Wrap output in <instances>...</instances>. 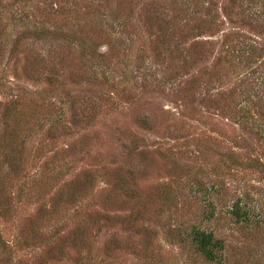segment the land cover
<instances>
[{"label": "rangeland", "instance_id": "1", "mask_svg": "<svg viewBox=\"0 0 264 264\" xmlns=\"http://www.w3.org/2000/svg\"><path fill=\"white\" fill-rule=\"evenodd\" d=\"M0 264H264V0H0Z\"/></svg>", "mask_w": 264, "mask_h": 264}, {"label": "trees", "instance_id": "2", "mask_svg": "<svg viewBox=\"0 0 264 264\" xmlns=\"http://www.w3.org/2000/svg\"><path fill=\"white\" fill-rule=\"evenodd\" d=\"M234 214L239 215L237 210ZM191 235L196 251L208 261L215 260V251L219 250L218 247L220 246L219 241L203 230H193Z\"/></svg>", "mask_w": 264, "mask_h": 264}]
</instances>
